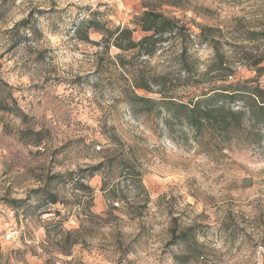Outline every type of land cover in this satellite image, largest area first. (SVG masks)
Here are the masks:
<instances>
[{"label":"rangeland","instance_id":"374dc122","mask_svg":"<svg viewBox=\"0 0 264 264\" xmlns=\"http://www.w3.org/2000/svg\"><path fill=\"white\" fill-rule=\"evenodd\" d=\"M245 58L264 0H0V264H264V138L208 97L264 83Z\"/></svg>","mask_w":264,"mask_h":264},{"label":"trees","instance_id":"16d2710c","mask_svg":"<svg viewBox=\"0 0 264 264\" xmlns=\"http://www.w3.org/2000/svg\"><path fill=\"white\" fill-rule=\"evenodd\" d=\"M154 17L155 18L152 20L153 24L143 28L145 31L150 32L151 36L162 35L165 32L174 31L173 27L157 28V25H166V23H170V20L162 14L157 13L154 14ZM21 23L22 22H19V24ZM205 30L206 28H203L200 33H203ZM119 37L120 34H118L115 39H118ZM128 39L129 40H126V46H123L118 40H114L113 45L121 49H133L142 45L146 41L145 39L138 41L132 40L130 35ZM222 60L223 59H221V61ZM222 62L225 63L224 61ZM241 63L254 68L259 76L264 73V58H245ZM252 81L255 82V84L248 85V83H251ZM212 91V95L208 96L210 97L209 99L220 96L222 97V100L224 99L226 101V99H229L231 100V103L239 104L237 108H233L227 106L226 102L223 101L222 104L214 110L218 115L217 126L221 135L219 142L224 143L225 138L222 139V137L225 136L226 138H230L233 141L235 140L240 144H256L261 146L264 138V83L261 84L254 80H246L245 82L235 81L230 82L229 84H222L220 85V89L214 88ZM245 98L248 99L247 102L244 100ZM168 101L167 104L171 106L175 105V107L171 109L180 107L187 109V124L192 129L200 132L202 131L203 124L201 123L199 125L200 120L197 113L211 112L209 106L199 107V102H193V100H190L188 105L184 103L177 104L174 100ZM12 107L8 108V105L5 104L3 109L9 111ZM206 133L208 135L211 134L209 129H206ZM101 166L105 169H108L109 167V165L105 163L104 165L95 166L94 170H97ZM92 175H94L93 171L90 176ZM79 185L82 184L79 183Z\"/></svg>","mask_w":264,"mask_h":264},{"label":"built area","instance_id":"2783aa9c","mask_svg":"<svg viewBox=\"0 0 264 264\" xmlns=\"http://www.w3.org/2000/svg\"><path fill=\"white\" fill-rule=\"evenodd\" d=\"M262 250H264V245L260 247Z\"/></svg>","mask_w":264,"mask_h":264}]
</instances>
